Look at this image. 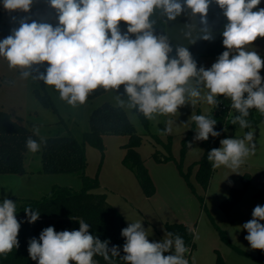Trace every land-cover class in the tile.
I'll return each instance as SVG.
<instances>
[{
	"label": "clouds",
	"instance_id": "1",
	"mask_svg": "<svg viewBox=\"0 0 264 264\" xmlns=\"http://www.w3.org/2000/svg\"><path fill=\"white\" fill-rule=\"evenodd\" d=\"M34 0H3V8L11 12L31 11ZM56 11L58 23H30L22 19L19 27L0 39V57L10 69H18L22 78L33 77L59 92L60 99L76 107L87 102L88 96L98 88L118 91L124 88V97L116 95L117 106L128 111L132 118L142 114L148 120L158 116H175L179 109L190 104L193 108L203 100L218 106V97L231 101L235 115L231 124L250 127V109L264 115V78L260 71L264 59L250 50L258 38H264V8L261 0H48ZM215 3L226 17L222 30V52L210 68L197 67L188 47H173L166 34L155 33L158 10L168 21L187 13L195 20L185 24V37L190 44L197 39L212 40L207 26L209 7ZM199 24L203 27L198 26ZM127 25L121 31V23ZM199 30V34L193 33ZM134 36V38H132ZM47 65L44 72L33 75L35 66ZM206 90V91H204ZM195 122L194 140L207 141L218 137L214 130L217 120L192 113ZM168 121L162 134L172 132ZM39 135V129H34ZM254 133L243 138H224L220 147L208 152L212 168L226 167L233 173L245 163L255 150ZM38 143L29 137L26 147L35 153ZM192 148V143L187 144ZM29 223L40 216L30 206L24 209ZM17 205L5 197L0 203V255H7L19 247ZM252 219L241 227L247 231L245 240L251 249L264 251V206L257 205ZM78 230L57 232L49 226L39 239L32 238L28 254L37 264H99L95 257L111 261L120 257L125 264H189L185 254L190 249L180 235L166 232L162 241H149L142 221L129 223L122 229L125 238L124 255L119 246L109 248L90 233V225L79 220ZM165 253H170L165 255Z\"/></svg>",
	"mask_w": 264,
	"mask_h": 264
},
{
	"label": "rangeland",
	"instance_id": "2",
	"mask_svg": "<svg viewBox=\"0 0 264 264\" xmlns=\"http://www.w3.org/2000/svg\"><path fill=\"white\" fill-rule=\"evenodd\" d=\"M22 19H27L29 23L35 20L53 26L58 23L56 11L49 6L48 0H34L28 13H9L3 8V0H0V39L19 27ZM33 75H36L35 72ZM260 75L264 78V68ZM42 95H47L54 107H46L39 97ZM116 95L124 97L123 86L116 92L108 91L73 107L60 99L59 92L54 87L45 83L41 86L31 76L22 78L18 69H10L7 61L0 57V110L21 118L24 125L33 128L32 131L39 129L40 138L60 134L73 136L82 142L84 133L89 130L91 112L104 103L117 106ZM213 107L203 100L194 108L188 104L181 107L175 116H158L156 120H148V128L144 126L138 113L132 118L123 109L137 134L143 139L137 150L155 187L152 197L148 198L144 194L134 173L122 163L126 153L124 146L129 141L127 136H104L103 149L85 143V175L90 179L97 178L99 187L92 192L106 195L107 202L123 215L126 227L129 223L142 221L150 242L164 239L167 224L188 226L194 232L195 244V248L185 254L190 264H216L217 252L226 264H259L252 257H256L260 250L251 249L245 240L247 231L241 226L253 218L252 212L257 205L264 206V121L250 130L254 133L255 150L237 173L223 166L214 169L207 190L200 186L195 177L196 166L191 168L201 159L203 152L201 141L194 140L196 133L190 135L188 143H192V148L188 147L182 160L183 172L187 173L191 169L190 186L174 162L159 163L153 158L156 151L165 153L164 148L153 137L157 135L166 142L170 136L172 154L179 161L182 141L193 127L194 121L189 117L192 113L206 115ZM168 121H172V132L162 134V125L168 126ZM245 134L244 128L239 127L229 131L226 138H242ZM41 169V147L35 153L28 150L25 159L26 173L13 176L7 184L9 193L19 198L13 200L16 202L17 211L21 203L42 200L56 186L77 191L83 187L79 174L47 175L41 173ZM244 187L246 192L241 200L226 213L221 208V203L228 198L232 188ZM233 246L244 254L239 253ZM168 254L170 253H165Z\"/></svg>",
	"mask_w": 264,
	"mask_h": 264
},
{
	"label": "trees",
	"instance_id": "3",
	"mask_svg": "<svg viewBox=\"0 0 264 264\" xmlns=\"http://www.w3.org/2000/svg\"><path fill=\"white\" fill-rule=\"evenodd\" d=\"M120 27L122 32H126V24L122 22ZM155 33L157 35L166 34L164 18L155 20ZM35 67L38 68V72L35 70L34 72L38 75L45 71L47 65ZM37 80L41 86L44 85L42 80L38 78ZM106 92L108 91L98 88L87 99H95ZM39 97L46 107H54L47 95ZM218 101V106H214L212 111L206 114V116L217 120L214 130L220 132V135L218 137L210 136L207 141H201L202 157L191 166V168L196 166L195 177L204 190L209 188L214 172V168H212L211 163L207 159L208 152L213 148L220 147V140L228 137L229 131H234L240 127L239 124H231L232 118L238 115L234 109H231V101L223 96L218 97ZM256 111L254 108L249 110V116L246 119L249 121L250 127L244 128L246 133L264 121V115L259 112L256 113ZM139 116L144 126L148 128V119L142 114H139ZM165 127V125H162L163 130ZM31 129L33 128H29L22 123L21 118H12L7 112L0 110V175H19L25 172V159L28 152L26 147L27 139L31 137L38 143L41 141V138ZM195 129V122H193L192 129L182 141L183 145L179 161L172 154V137L168 136L166 142L162 141L157 135L153 137L155 142L160 144L165 150V153L156 151L153 154V158L159 163L174 162L189 186L191 169L189 172L184 173L182 160L188 150L187 144L190 135L196 133ZM107 135L127 136L129 138L128 143L124 146L126 153L122 163L134 173L144 194L148 198L154 195V184L145 166V162L137 150L142 144V137L137 134L134 125L130 122L126 112L122 108L110 103H104L91 112L89 130L84 133L82 142H79L73 136H62L60 134L43 138L44 142L41 143V173L47 175L79 174L83 187L77 191L68 187L56 186L42 200L21 203L16 213L17 219L21 223L18 235L19 247L13 249L7 255H0V264H37V261L31 260L29 257V241L32 238L38 240L42 230L49 226L54 227L57 232L78 230L79 220H83L90 225L89 231L91 234L98 237L101 241L107 240L109 248L112 247V243L119 246L120 256L124 255L123 245L125 238L122 237L121 231L126 227L125 220L117 209L107 202L105 194L92 192L93 189L99 187L97 178L90 179L85 175L87 167L85 143L103 149V137ZM231 136L236 137L235 135ZM245 192L246 187L243 189L232 188L228 198L221 203V208L228 213L238 204ZM29 206L34 211H39L40 213L39 219L35 223H29L25 214L24 209ZM166 230L167 232H172L174 235H180L190 251L195 248L194 232L188 226L183 224H167ZM223 237L227 240L226 236ZM233 248L239 253L244 254L237 247L233 246ZM252 258L257 263L264 264V251H259L258 255ZM95 259L99 261V264H125V261L120 257H113L111 261H105L99 256L95 257ZM216 264H226L218 252Z\"/></svg>",
	"mask_w": 264,
	"mask_h": 264
},
{
	"label": "crops",
	"instance_id": "4",
	"mask_svg": "<svg viewBox=\"0 0 264 264\" xmlns=\"http://www.w3.org/2000/svg\"><path fill=\"white\" fill-rule=\"evenodd\" d=\"M258 7L264 8V0H261V3ZM160 18L165 19L166 35L170 41L171 46L173 47V53L170 55H175V46H185L188 47L193 56V59L197 62L198 68L201 66L204 68H210L211 65L217 60L218 56L226 50L222 44L223 37L221 33L224 25L227 23V20L223 15V11L215 3H212L210 5L207 15V26L210 28L214 37L212 40L197 39L195 43L190 44V41L184 35L185 24L194 23L195 20L190 16L189 13H187V11L185 12V14L177 17L176 20L168 21L166 17H163L157 10L151 19L157 20ZM197 23L198 26L203 27V25L199 24V20L197 21ZM8 34L11 33H7L5 34V36H8ZM198 34L199 30L197 29L193 33V35L196 36ZM250 50L257 51L261 58L264 59V39L258 38L254 42L253 46H251ZM25 173L26 172H24L23 174ZM13 176H15V174L0 175V203H2L5 197L11 200L19 199L13 194L9 193L10 190L7 186L8 181H10V178H13Z\"/></svg>",
	"mask_w": 264,
	"mask_h": 264
},
{
	"label": "water",
	"instance_id": "5",
	"mask_svg": "<svg viewBox=\"0 0 264 264\" xmlns=\"http://www.w3.org/2000/svg\"><path fill=\"white\" fill-rule=\"evenodd\" d=\"M262 39H264V38H262ZM8 80L6 79V82H7ZM12 118H14V116H12ZM111 246H113V243L111 244Z\"/></svg>",
	"mask_w": 264,
	"mask_h": 264
}]
</instances>
